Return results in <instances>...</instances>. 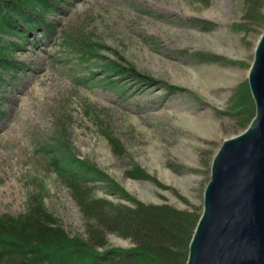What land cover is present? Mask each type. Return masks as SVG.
Listing matches in <instances>:
<instances>
[{
	"label": "rangeland",
	"instance_id": "obj_1",
	"mask_svg": "<svg viewBox=\"0 0 264 264\" xmlns=\"http://www.w3.org/2000/svg\"><path fill=\"white\" fill-rule=\"evenodd\" d=\"M49 17V36L4 35L22 43L13 54L26 66L16 77L5 73L0 89V215L18 216L39 201L69 236L104 234L105 250L122 254L137 252L136 240L103 228L94 209H83L89 200H108L111 213L168 206L174 220L157 218L139 234L169 242L163 264H182L212 159L254 116L247 71L264 0H61ZM86 42L97 47L91 58L80 51ZM102 57L159 82L120 81L128 85L119 94L89 74L105 75ZM58 137L107 176L88 182L87 199L41 148Z\"/></svg>",
	"mask_w": 264,
	"mask_h": 264
},
{
	"label": "trees",
	"instance_id": "obj_2",
	"mask_svg": "<svg viewBox=\"0 0 264 264\" xmlns=\"http://www.w3.org/2000/svg\"><path fill=\"white\" fill-rule=\"evenodd\" d=\"M60 9L61 0H0V89L7 82L5 73H12L11 76L16 77L18 70L26 66L25 61L19 60L13 54L16 48L23 46L22 43L6 39L5 36L17 35L22 39H30L35 33L42 35L43 38L49 36L55 24V20L50 18L49 14ZM87 43L88 49L85 48ZM85 46L82 44L79 49L85 58H91L92 52L97 49L96 44L86 42ZM100 68L105 75L98 76L97 71H90L91 78H97L102 84L115 87L119 94L125 92V87L128 85L125 83L120 86V81L159 82L134 68L106 57H102ZM250 96L254 101L251 94ZM3 113L0 107V114ZM254 114L253 102L252 116ZM41 148L46 153L52 152L48 159L49 165L72 188L76 196L80 195L87 199L92 188L88 182L102 178L104 180L106 179L104 177H107L96 166L73 154L62 138L58 137L54 144L41 145ZM108 203L109 201L105 199H93L89 200V204L83 209L89 211L94 209L99 224L107 231L125 229L124 234L136 240L137 252L126 251L120 254L116 249L105 250L104 234L101 238H97L92 231L86 238L71 237L64 228L53 224L51 215L39 201H35L18 216L0 215V264H143L146 262L137 260L139 256L147 257L155 264L166 263L171 254L169 247L164 245H168L169 242L163 240L147 242L143 240L139 231L141 232L143 226L151 225L157 218L174 220L171 214L173 210L168 206L138 204L136 208L127 207L122 213L117 212L114 207L115 211L111 213L105 208V204ZM193 232L194 230L188 240L182 264L186 262Z\"/></svg>",
	"mask_w": 264,
	"mask_h": 264
},
{
	"label": "water",
	"instance_id": "obj_3",
	"mask_svg": "<svg viewBox=\"0 0 264 264\" xmlns=\"http://www.w3.org/2000/svg\"><path fill=\"white\" fill-rule=\"evenodd\" d=\"M248 82L255 114L212 159L185 264H264V29Z\"/></svg>",
	"mask_w": 264,
	"mask_h": 264
},
{
	"label": "bare ground",
	"instance_id": "obj_4",
	"mask_svg": "<svg viewBox=\"0 0 264 264\" xmlns=\"http://www.w3.org/2000/svg\"><path fill=\"white\" fill-rule=\"evenodd\" d=\"M258 38H259V37H258ZM258 38H257V40H256V42H255V44H254L255 46H256V43H257V41H258ZM254 51H255V48H254ZM252 62H253V60H252ZM252 62H251V64H252ZM251 64H250V66H251ZM249 69H250V68H249ZM249 69H248V71H249ZM248 71H247V74L249 73ZM240 132H241V131H239L238 133H240ZM238 133H234V134H232V135H230V136H233V135L238 134ZM230 136H227V138L230 137ZM210 162H211V161H210ZM201 211H202V207H201ZM201 211H200V212H201ZM191 237H192V236H191ZM190 240H191V239H190ZM189 243H190V241H189ZM188 252H189V246H188ZM187 256H188V255H187ZM186 260H187V259H186ZM185 263H186V262H185Z\"/></svg>",
	"mask_w": 264,
	"mask_h": 264
}]
</instances>
